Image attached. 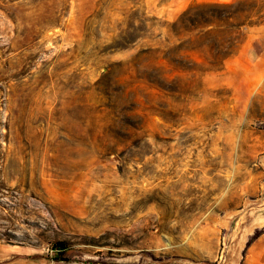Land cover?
I'll use <instances>...</instances> for the list:
<instances>
[{
    "label": "rangeland",
    "instance_id": "1",
    "mask_svg": "<svg viewBox=\"0 0 264 264\" xmlns=\"http://www.w3.org/2000/svg\"><path fill=\"white\" fill-rule=\"evenodd\" d=\"M260 228L264 0H0V264H244Z\"/></svg>",
    "mask_w": 264,
    "mask_h": 264
},
{
    "label": "crops",
    "instance_id": "2",
    "mask_svg": "<svg viewBox=\"0 0 264 264\" xmlns=\"http://www.w3.org/2000/svg\"><path fill=\"white\" fill-rule=\"evenodd\" d=\"M244 46L247 47L248 59L258 62L260 60V55L255 42L248 40ZM260 230L261 233L248 249L244 264H264V229L260 228Z\"/></svg>",
    "mask_w": 264,
    "mask_h": 264
},
{
    "label": "trees",
    "instance_id": "3",
    "mask_svg": "<svg viewBox=\"0 0 264 264\" xmlns=\"http://www.w3.org/2000/svg\"><path fill=\"white\" fill-rule=\"evenodd\" d=\"M60 247H62V248H63V247H64V244H60ZM57 249H60V248H57ZM63 249H64V248H63Z\"/></svg>",
    "mask_w": 264,
    "mask_h": 264
}]
</instances>
